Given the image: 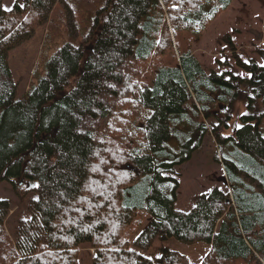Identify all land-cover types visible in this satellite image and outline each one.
Listing matches in <instances>:
<instances>
[{
  "label": "trees",
  "instance_id": "obj_1",
  "mask_svg": "<svg viewBox=\"0 0 264 264\" xmlns=\"http://www.w3.org/2000/svg\"><path fill=\"white\" fill-rule=\"evenodd\" d=\"M231 2L23 0L6 12L0 0V182L32 194L12 233L0 199V264H81L84 246L92 264H192L166 246L146 255L171 237L208 242L201 264H264V63L242 59L229 34L249 75L208 72L176 45ZM46 25L68 38L17 98L10 51ZM206 135L227 184L178 207L176 167Z\"/></svg>",
  "mask_w": 264,
  "mask_h": 264
},
{
  "label": "rangeland",
  "instance_id": "obj_2",
  "mask_svg": "<svg viewBox=\"0 0 264 264\" xmlns=\"http://www.w3.org/2000/svg\"><path fill=\"white\" fill-rule=\"evenodd\" d=\"M16 2L23 0H4V6L12 7ZM81 28H85V23H81ZM49 26L40 27L36 34L26 43L10 52L9 65L13 78L18 83L17 98L24 96L33 81L46 70V61L66 40L67 34L62 32L55 38L50 37ZM229 34L233 43L237 46V54L244 60L256 59L261 64L263 58L257 54L259 47L264 48V0H233L229 8L224 10L212 21L206 29L199 35L189 32H181L177 37L179 50L192 52L199 59L205 70L210 72L216 70L221 72L226 69L234 70L240 75H249L236 65V60L232 56L233 51L225 43V35ZM176 54H178L176 52ZM169 62H175L173 56H166ZM161 61V60H159ZM147 74H150L147 73ZM219 150L211 135H206L201 146L194 151L190 160L185 161L176 167L175 175L179 180L177 190L176 205L182 208L192 206L194 196L202 191H210L213 186L226 185L227 178L223 162L218 158ZM21 185L22 182L20 183ZM16 185L14 182L3 180L0 182V199L10 200L13 207L6 224L10 233L14 229L17 217L28 216V200L31 193L24 194V187ZM24 186V185H23ZM29 186H32L31 184ZM146 221L145 223H147ZM133 236L132 240L144 228ZM169 247L177 250L189 257L192 264H201L203 258L210 250L208 242H197L186 244L174 237L167 240H157L146 255L154 258L161 255L162 247ZM93 249L83 247V260L81 264H92L91 256Z\"/></svg>",
  "mask_w": 264,
  "mask_h": 264
},
{
  "label": "snow or ice",
  "instance_id": "obj_3",
  "mask_svg": "<svg viewBox=\"0 0 264 264\" xmlns=\"http://www.w3.org/2000/svg\"><path fill=\"white\" fill-rule=\"evenodd\" d=\"M14 2H15V0H14ZM20 8H24L25 7V5L24 4H19L18 5ZM3 10L4 11H6V12H11V11H13V9L11 8V7H8V6H3ZM238 127H241V126H239L238 125ZM34 187H38V185H34ZM34 199H39L38 197H35Z\"/></svg>",
  "mask_w": 264,
  "mask_h": 264
}]
</instances>
